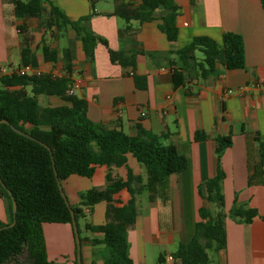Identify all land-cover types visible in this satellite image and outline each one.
<instances>
[{"label": "crops", "instance_id": "0c3cea01", "mask_svg": "<svg viewBox=\"0 0 264 264\" xmlns=\"http://www.w3.org/2000/svg\"><path fill=\"white\" fill-rule=\"evenodd\" d=\"M141 1L96 0V13L82 24L106 43L98 41L91 58L74 26L61 27L51 21L52 5L77 21L90 14V0H44L37 17L17 16L14 0H0V78L22 64L25 45L36 53L43 72L64 75L63 52L67 49L81 78L75 94L85 101L90 120L130 134L137 133L139 126L160 135L166 133L165 142L176 144L187 156L186 169L137 194L139 212L128 231L135 264H181L174 253L181 242L193 237L199 208L214 210L199 186L216 174L219 163L224 171L222 186L228 214L226 245L210 251L208 264H264V162L259 142L264 140V86L260 85L264 81V4L262 0H173L180 8L176 19L179 33L177 39L169 40L159 27L161 19L126 20L116 13L125 8L131 14ZM227 31L243 36L245 67L228 69L219 63L209 76H186L175 87L173 52L199 35L221 42ZM44 44L57 50L56 61L44 59ZM110 50L136 52L135 64L124 66L112 61ZM135 75L145 76L144 87L136 86ZM228 89L240 91L229 94ZM38 99L43 106L67 103L59 95L40 94ZM197 132L205 134L204 139L197 140ZM220 135H230L231 145L218 162L215 140ZM128 168L146 182L145 167L131 155L125 165L98 166L92 177L72 174L61 182L71 205L81 207L79 217L90 215L85 226L92 236L81 237L84 264H104V234L87 224L105 223L108 202L82 205L81 194L93 187L104 188L109 173L113 178L126 179ZM129 198L125 188L114 195V203L122 205ZM234 205L255 208L258 215L244 221L230 214ZM9 217V203L0 195V220L7 222ZM43 231L49 264H77L70 223L44 222ZM161 254L163 260L159 259Z\"/></svg>", "mask_w": 264, "mask_h": 264}, {"label": "trees", "instance_id": "16d2710c", "mask_svg": "<svg viewBox=\"0 0 264 264\" xmlns=\"http://www.w3.org/2000/svg\"><path fill=\"white\" fill-rule=\"evenodd\" d=\"M44 0H14L17 16H40ZM91 12L77 21L68 18L58 6L51 7V21L64 26L71 24L81 37L84 50L93 57L98 41L106 40L98 36L82 21L96 13V0H90ZM264 4V0H262ZM179 6L173 0H142L131 14L125 8L116 13L126 20L150 21L161 19L160 29L169 40L178 37L176 24ZM159 11V12H158ZM44 59L56 61L57 50L43 45ZM175 59L173 83L178 86L186 76L199 74L207 77L221 63L228 69L245 67V45L240 33L227 31L221 42L199 35L182 48L173 52ZM153 57V53H148ZM136 52L110 50V58L122 65H134ZM65 74L58 76L51 72L38 74H19L16 70L1 76L0 84V195L9 203L10 217L7 222L0 220V226L13 221L12 196L17 201L16 223L0 230V264H49L44 222H62L72 225L71 212L62 196L58 180L61 182L72 174L92 177L98 166H121L127 164L131 155L142 164L147 173L143 182L131 168L126 179L113 178L109 173L104 188H90L81 194V204L92 206L105 200L108 202L105 223L87 227L104 234L101 242L105 244L104 264H135L130 256L128 231L135 223L139 212L137 194L143 189H152L170 174L186 169L187 156L176 144L165 142L167 134H157L142 127L130 134L101 122H94L86 115V103L76 94H69L70 73L73 70L68 50L63 52ZM38 68L36 53L29 45L22 50V64ZM136 86H145V76L135 75ZM40 94L59 95L66 104L43 106L38 99ZM31 134L34 140L13 128ZM205 134L197 132L195 138L204 139ZM215 153L218 162L223 151L231 145L230 135L216 138ZM261 162H264V140H259ZM54 165L56 171L54 169ZM224 171L218 164L214 176L206 179L199 190L214 204L199 208L200 219L196 222L195 233L188 241L180 243L174 257L181 264H208L210 251L222 249L226 245L225 198L222 181ZM136 181V186L133 182ZM130 193L129 200L117 205L114 195L122 189ZM76 219L82 214L79 206H73ZM232 216L251 221L258 212L255 208L233 206ZM264 219V215L261 216ZM80 232V230H79ZM99 241V240H93ZM164 259V254L159 256Z\"/></svg>", "mask_w": 264, "mask_h": 264}, {"label": "water", "instance_id": "95a60500", "mask_svg": "<svg viewBox=\"0 0 264 264\" xmlns=\"http://www.w3.org/2000/svg\"><path fill=\"white\" fill-rule=\"evenodd\" d=\"M0 122H8V121L6 119H1ZM12 126L18 132L23 133L24 135H26V136L34 139V140H39L36 137L32 136L31 134L20 130L19 128L15 127L14 125H12ZM40 142L45 144L42 141H40ZM45 145L47 146V144H45ZM54 169L56 171L55 165H54ZM0 181L3 184V186H5V184L3 183L1 178H0ZM58 186H59L60 192H61L62 196L64 197V200H65V202H66V204H67V206H68V208H69V210L71 212V215H72V226H73L75 242H76V248H77V264H84L83 260H82V255H81V237H80V234H79V228H78L76 215H75L74 209L72 208V205L70 204V202H69V200H68V198H67V196H66V194H65V192L63 190V186H62V183H61L60 180H58ZM8 191H9V193L12 196V210H13L14 219L10 223L5 224L3 226H0V230L3 229V228H7V227H10V226H13L16 223L17 201H16L15 197L12 195L11 191L10 190H8Z\"/></svg>", "mask_w": 264, "mask_h": 264}, {"label": "built area", "instance_id": "2783aa9c", "mask_svg": "<svg viewBox=\"0 0 264 264\" xmlns=\"http://www.w3.org/2000/svg\"><path fill=\"white\" fill-rule=\"evenodd\" d=\"M19 74H38L43 72L40 68H36L31 64H27V65H19L16 69H15ZM78 72L77 70H72V72L70 73V86L68 89V93L69 94H75V91L77 88H79V86L81 85V78L77 77ZM261 86H264V81L260 82ZM238 91L237 89H228L227 93L229 94H237ZM170 258H172L170 256Z\"/></svg>", "mask_w": 264, "mask_h": 264}, {"label": "rangeland", "instance_id": "374dc122", "mask_svg": "<svg viewBox=\"0 0 264 264\" xmlns=\"http://www.w3.org/2000/svg\"><path fill=\"white\" fill-rule=\"evenodd\" d=\"M78 219H79V221H78L79 222L78 228L80 230V232H79L80 237H82V238H85L86 236H90L91 237L92 236L91 231L88 230V229H86V226H85V223L90 220V215L89 214H86V216H80Z\"/></svg>", "mask_w": 264, "mask_h": 264}]
</instances>
